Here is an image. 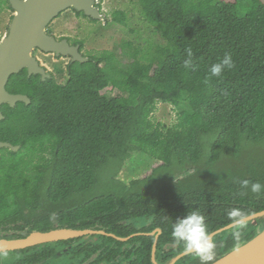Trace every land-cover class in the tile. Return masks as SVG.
<instances>
[{
	"label": "trees",
	"instance_id": "obj_1",
	"mask_svg": "<svg viewBox=\"0 0 264 264\" xmlns=\"http://www.w3.org/2000/svg\"><path fill=\"white\" fill-rule=\"evenodd\" d=\"M132 1L163 46L134 48L125 63L112 51L86 55L66 64L64 83L26 69L9 77L6 90L30 103L0 106V141L20 146L0 148V224L49 219L59 207L70 220L105 211L114 222L113 206L133 205L158 220L199 211L215 231L231 223L233 208L264 210V189L249 188L264 185V160L239 175L216 172L221 153L235 157L245 141L264 137V0ZM126 18L112 14L122 27ZM157 101L174 107V125L151 118ZM134 152L161 163L126 185L115 176ZM106 166L112 177L104 180ZM102 183L104 192L90 195Z\"/></svg>",
	"mask_w": 264,
	"mask_h": 264
},
{
	"label": "flooded vegetation",
	"instance_id": "obj_2",
	"mask_svg": "<svg viewBox=\"0 0 264 264\" xmlns=\"http://www.w3.org/2000/svg\"><path fill=\"white\" fill-rule=\"evenodd\" d=\"M69 44L79 45L82 51L78 42ZM63 209L57 208L49 219L0 224V264H200L199 257L185 254L183 244L175 243L171 235L180 216L175 211L158 220L153 213L136 214L133 205L113 206L112 210L120 216L112 222L105 211L96 217L70 220L62 214ZM263 226L264 216L249 220L239 241L234 239L232 227L215 234L214 261L226 252L227 245L233 248L247 242L257 227ZM63 230H72V236L58 234L44 241H23L34 232L53 235Z\"/></svg>",
	"mask_w": 264,
	"mask_h": 264
},
{
	"label": "rangeland",
	"instance_id": "obj_3",
	"mask_svg": "<svg viewBox=\"0 0 264 264\" xmlns=\"http://www.w3.org/2000/svg\"><path fill=\"white\" fill-rule=\"evenodd\" d=\"M94 1L97 4L95 7L104 16L103 20H94L89 16L76 14L73 10L68 9L49 23L46 27L47 32H52L55 38H67L71 43H79L80 41L82 43V51L80 52L84 56H99L103 52L112 51L121 63L129 60L130 52L134 48L145 50L151 45L163 46L165 44L158 31L145 21L139 8L132 0ZM118 10L124 11L126 14L128 23L126 27H122L112 20V14ZM13 14L9 3L6 0H0V39L7 34ZM33 55L57 83H64L66 79L65 67L70 60L69 57L60 56L59 58L38 50H34ZM107 66L108 64L104 62L100 64L102 70H105ZM108 88L110 89V87ZM104 92L102 91V93ZM151 118L165 126H172L177 121L174 107L161 101L156 102ZM244 143L235 157L221 153L216 165V172L226 176L230 172L239 175L241 170L238 169L242 165L255 164L257 161L264 160V137L259 141H245ZM160 163V161L143 153L134 152L128 160H125L115 177L129 185L132 180L147 177ZM112 166L114 167V163ZM104 171L102 179L107 180L112 177V167L106 166ZM191 172L192 170H189V173ZM181 177L182 175H175L174 180ZM103 187L104 184L102 183L91 190L90 195L104 192L100 191ZM249 188L251 189V186Z\"/></svg>",
	"mask_w": 264,
	"mask_h": 264
},
{
	"label": "water",
	"instance_id": "obj_4",
	"mask_svg": "<svg viewBox=\"0 0 264 264\" xmlns=\"http://www.w3.org/2000/svg\"><path fill=\"white\" fill-rule=\"evenodd\" d=\"M7 1L14 14L7 34L0 39V106L7 104L14 107L17 102L29 104L30 98L25 94L9 93L6 90L7 81L12 74L26 69L28 76L39 75L42 81L50 77L46 68L33 55L35 49L51 53L56 57H69L71 62L83 63L88 60V57L79 51V45H70L65 38L57 40L53 35H49L46 31L49 23L68 9L82 12L94 20H103L104 16L95 7L94 0ZM3 118L4 115L0 110V120ZM0 148H8L15 152L20 146L0 141ZM262 216H264V210L249 215V220ZM230 227L231 223L213 231L211 235L214 236ZM58 234L60 237H70L73 231L63 230L53 235L34 232L23 241H44ZM211 264H264V226L257 227V232L252 239L238 244Z\"/></svg>",
	"mask_w": 264,
	"mask_h": 264
},
{
	"label": "clouds",
	"instance_id": "obj_5",
	"mask_svg": "<svg viewBox=\"0 0 264 264\" xmlns=\"http://www.w3.org/2000/svg\"><path fill=\"white\" fill-rule=\"evenodd\" d=\"M191 55V50H189V56ZM224 64H227L230 69L234 66L230 55H226ZM220 72L221 65L217 64L212 68L214 76H219ZM248 186L249 181L241 182L242 188L246 189ZM262 189H264V185L259 182L251 185V191L254 193H261ZM227 215L231 221V227L234 229L233 237L236 241H239L243 231L247 228L249 216L239 208H233ZM171 235L175 243L183 244L185 254L194 253L198 256L200 264H211L214 261L216 240L205 224L204 215L199 211H192L173 224Z\"/></svg>",
	"mask_w": 264,
	"mask_h": 264
}]
</instances>
